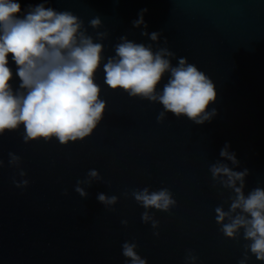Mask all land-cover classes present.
<instances>
[{"label": "water", "instance_id": "water-1", "mask_svg": "<svg viewBox=\"0 0 264 264\" xmlns=\"http://www.w3.org/2000/svg\"><path fill=\"white\" fill-rule=\"evenodd\" d=\"M20 2L22 9L45 3L72 11L94 39H100L97 32H107L105 58L114 55L121 36L187 57L214 81L217 100L209 108L217 113L203 124L170 112L158 122L162 104L111 89L101 66L95 79L106 110L90 136L68 144L56 138L25 143L23 125L6 131L0 136V264H125V241L135 242L148 264H187L189 251L196 264L245 259L249 241L243 228L229 238L216 222L215 208L227 210L234 193L209 169L217 161L238 171L246 167L245 195L264 188V0ZM143 8L148 9L146 31L161 33L156 42L141 35L143 25L132 23ZM96 16L102 25L93 29L89 21ZM165 82L166 77L158 88ZM13 83H18L15 75ZM225 142L239 165L219 155ZM10 152L21 157L18 166L9 164ZM91 169L99 176H89ZM13 178L29 184L17 187ZM144 187L168 188L177 201L168 212L148 210L159 221L156 229L142 221L145 209L132 196ZM101 193L115 195L117 202L105 205L97 199ZM246 264L264 262L249 251Z\"/></svg>", "mask_w": 264, "mask_h": 264}, {"label": "clouds", "instance_id": "clouds-1", "mask_svg": "<svg viewBox=\"0 0 264 264\" xmlns=\"http://www.w3.org/2000/svg\"><path fill=\"white\" fill-rule=\"evenodd\" d=\"M147 11L141 9L132 23L135 27L143 25L141 35H150V40L156 42L161 33L146 31ZM89 24L98 29L102 20L96 16ZM96 35L100 39L88 34L83 20L70 10L58 11L45 3L27 4L22 9L20 0H0V136L20 129L21 125L25 143L56 138L59 143L68 144L90 136L106 110L102 89L95 79L101 66L104 83L111 89H122L130 97L162 104L158 122L169 112L196 124L211 121L216 115L217 109L209 108L217 100L216 85L187 57H176L167 47L154 48L152 43H138L121 36L114 45V55L105 58L102 40L107 32ZM172 58L177 60L176 64ZM14 75L18 77L16 84ZM165 77L166 82L158 88ZM229 147V142H225L219 155L232 165H239L235 151H229ZM9 157L12 166L21 162L15 153L10 152ZM2 166L4 161L0 160ZM209 170L214 180L234 193L227 210L221 206L215 208L216 222L229 238H234L243 228V237L249 241L245 245V259L238 264H246L249 251L264 262V188L256 187L245 195V177L249 175L246 167L238 171L226 162L217 161ZM88 174L93 178L99 176L96 169ZM19 175L24 177L26 172L21 168ZM13 182L21 188L29 184L28 179L13 178ZM76 191L86 195L79 187ZM132 196L145 209L142 221L151 222L153 229L158 228L159 221L148 210L168 212L177 204L168 188L150 191L144 187L133 191ZM97 199L113 205L118 198L101 193ZM121 223L126 225L128 221ZM154 234L158 236L159 232ZM137 247L135 242L123 243L122 252L128 258L125 264H148L147 258L138 254ZM185 261L196 264L197 257L189 251Z\"/></svg>", "mask_w": 264, "mask_h": 264}]
</instances>
